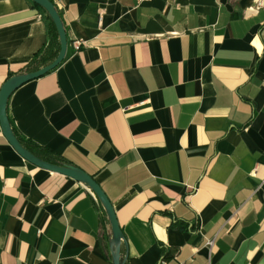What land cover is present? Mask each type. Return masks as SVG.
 <instances>
[{"label": "crops", "instance_id": "obj_1", "mask_svg": "<svg viewBox=\"0 0 264 264\" xmlns=\"http://www.w3.org/2000/svg\"><path fill=\"white\" fill-rule=\"evenodd\" d=\"M52 1L68 50L9 99L23 146L96 179L125 264H264V7ZM46 44L48 64L58 46L33 0H0V91ZM115 252L93 190L24 159L0 123V264H115Z\"/></svg>", "mask_w": 264, "mask_h": 264}, {"label": "water", "instance_id": "obj_2", "mask_svg": "<svg viewBox=\"0 0 264 264\" xmlns=\"http://www.w3.org/2000/svg\"><path fill=\"white\" fill-rule=\"evenodd\" d=\"M36 4L42 6L51 16L54 21L55 27L59 34L60 49L57 56L48 64L40 67L39 69L24 74H19L8 79L1 91H0V123L3 130V133L10 144L18 151V153L27 161L32 164L50 170L64 174L66 176L72 177L78 181H81L88 185L93 192L96 194L100 202L102 203L104 209L107 212L109 220L112 225L113 235H114V244H115V255L114 261L115 264H125V261H122V244L124 243L128 248L127 241L124 239V234L120 226L114 205L109 199L108 195L101 187V185L96 181V179L77 166H61L46 160L41 159L36 154L31 152L29 149L23 146L15 131L12 127L8 116V103L13 92L18 89L23 84L44 76L50 71L58 67L65 59L67 50H68V35L63 23L62 17L58 8L52 0H33Z\"/></svg>", "mask_w": 264, "mask_h": 264}, {"label": "trees", "instance_id": "obj_3", "mask_svg": "<svg viewBox=\"0 0 264 264\" xmlns=\"http://www.w3.org/2000/svg\"><path fill=\"white\" fill-rule=\"evenodd\" d=\"M36 6L40 9H42L46 13L47 18H48V22H49L50 40L57 42V46H58L57 51L50 58V60H53L57 56V54L59 53V49H60V47H59V34H58V31L55 27L54 21L51 18V16L49 15V13L42 6H40L38 4H36ZM47 47H48V45L46 44L44 46V48L33 57V59L24 67L22 74L27 73V72H31V71H35L47 63L46 61L42 60V56L47 51ZM36 155L43 160H46L48 162H51V163H54L57 165L71 166V164L68 161H66L65 159H63V157L56 155L55 153H53L52 151H50L49 149H47L45 147H41L39 149L38 154H36Z\"/></svg>", "mask_w": 264, "mask_h": 264}, {"label": "built area", "instance_id": "obj_4", "mask_svg": "<svg viewBox=\"0 0 264 264\" xmlns=\"http://www.w3.org/2000/svg\"><path fill=\"white\" fill-rule=\"evenodd\" d=\"M254 7L256 9H260V8L264 7V0H255ZM208 244H209V246H211L213 244V241H209Z\"/></svg>", "mask_w": 264, "mask_h": 264}]
</instances>
